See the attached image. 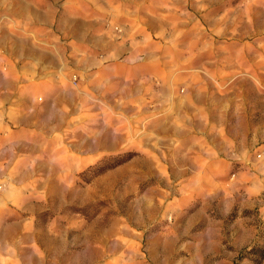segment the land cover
I'll list each match as a JSON object with an SVG mask.
<instances>
[{
	"label": "rangeland",
	"instance_id": "obj_1",
	"mask_svg": "<svg viewBox=\"0 0 264 264\" xmlns=\"http://www.w3.org/2000/svg\"><path fill=\"white\" fill-rule=\"evenodd\" d=\"M20 2L0 264H264V0Z\"/></svg>",
	"mask_w": 264,
	"mask_h": 264
},
{
	"label": "crops",
	"instance_id": "obj_2",
	"mask_svg": "<svg viewBox=\"0 0 264 264\" xmlns=\"http://www.w3.org/2000/svg\"><path fill=\"white\" fill-rule=\"evenodd\" d=\"M114 12V9L94 10L93 17L99 22L100 29L104 28V21H116ZM22 21L29 27L36 26V6L20 0L0 3V79L9 75L17 82V89L25 84V77L30 78L36 73L38 60L36 35L30 29L28 32L20 30Z\"/></svg>",
	"mask_w": 264,
	"mask_h": 264
},
{
	"label": "built area",
	"instance_id": "obj_3",
	"mask_svg": "<svg viewBox=\"0 0 264 264\" xmlns=\"http://www.w3.org/2000/svg\"><path fill=\"white\" fill-rule=\"evenodd\" d=\"M116 29H118L120 31V28L119 27H116ZM76 79V75L73 76V80L75 81Z\"/></svg>",
	"mask_w": 264,
	"mask_h": 264
}]
</instances>
